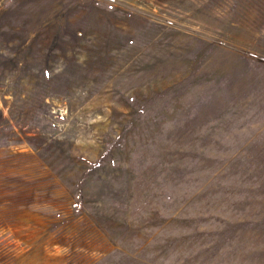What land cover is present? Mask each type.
<instances>
[{
	"label": "rangeland",
	"instance_id": "1",
	"mask_svg": "<svg viewBox=\"0 0 264 264\" xmlns=\"http://www.w3.org/2000/svg\"><path fill=\"white\" fill-rule=\"evenodd\" d=\"M0 264H264V0H0Z\"/></svg>",
	"mask_w": 264,
	"mask_h": 264
}]
</instances>
